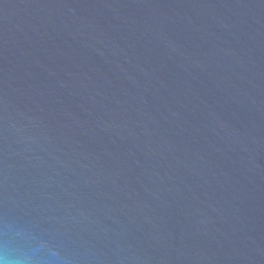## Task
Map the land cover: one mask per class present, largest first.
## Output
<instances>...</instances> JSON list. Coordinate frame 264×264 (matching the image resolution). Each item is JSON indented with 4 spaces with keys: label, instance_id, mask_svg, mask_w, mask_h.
<instances>
[{
    "label": "water",
    "instance_id": "95a60500",
    "mask_svg": "<svg viewBox=\"0 0 264 264\" xmlns=\"http://www.w3.org/2000/svg\"><path fill=\"white\" fill-rule=\"evenodd\" d=\"M3 264H264V0H0Z\"/></svg>",
    "mask_w": 264,
    "mask_h": 264
},
{
    "label": "clouds",
    "instance_id": "9594fccd",
    "mask_svg": "<svg viewBox=\"0 0 264 264\" xmlns=\"http://www.w3.org/2000/svg\"><path fill=\"white\" fill-rule=\"evenodd\" d=\"M0 264H3V261H0Z\"/></svg>",
    "mask_w": 264,
    "mask_h": 264
}]
</instances>
